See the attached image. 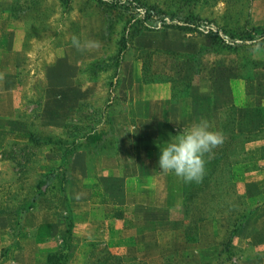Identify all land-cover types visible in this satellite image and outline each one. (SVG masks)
I'll return each mask as SVG.
<instances>
[{"label":"rangeland","instance_id":"rangeland-1","mask_svg":"<svg viewBox=\"0 0 264 264\" xmlns=\"http://www.w3.org/2000/svg\"><path fill=\"white\" fill-rule=\"evenodd\" d=\"M133 1L221 39L99 0H0V264H46L68 209L69 264H264V0ZM203 120L223 139L202 179L159 169Z\"/></svg>","mask_w":264,"mask_h":264},{"label":"clouds","instance_id":"clouds-1","mask_svg":"<svg viewBox=\"0 0 264 264\" xmlns=\"http://www.w3.org/2000/svg\"><path fill=\"white\" fill-rule=\"evenodd\" d=\"M222 134L208 121H198L160 146L159 169L173 172L186 181H199L205 172V153L221 143Z\"/></svg>","mask_w":264,"mask_h":264},{"label":"trees","instance_id":"trees-1","mask_svg":"<svg viewBox=\"0 0 264 264\" xmlns=\"http://www.w3.org/2000/svg\"><path fill=\"white\" fill-rule=\"evenodd\" d=\"M103 3L113 6V7H122L124 10L129 11L135 15H139L141 17V22L143 23H150L152 25L156 26H166L171 28H180L182 26H185L186 28H192L194 30H207L210 35L214 36L215 38L221 39L220 36L217 33H213V29L210 26V22L201 20L199 18H186V19H179L175 15L164 12L154 6L144 7L141 5H137L134 3L133 0H99ZM153 27V28H155ZM263 37V35H260ZM251 39V38H250ZM230 41L232 43H237L238 39L235 36H230ZM230 45V44H229ZM33 137V136H32ZM33 141V139H32ZM51 139H46L45 142H51ZM35 144H41L43 143V140L39 138H35L34 141ZM71 148H67L63 151L62 157L65 158L70 154ZM217 153V151L215 152ZM218 154V153H217ZM219 157V156H218ZM217 158V157H215ZM218 162L209 163L207 166H210L211 168L207 169L206 171V178L205 183L208 179H210L211 175L216 171V169L219 167ZM206 166V164H205ZM205 173V172H204ZM51 172L47 175H43L42 178L51 177ZM37 194H42L44 190L42 188L37 189ZM30 208L31 206L28 205ZM3 212L0 210V215ZM66 219V231L65 235L61 239V245L58 251L54 253H49L46 257V264H69L73 257V251L72 248V230H73V222L71 221V212L68 209L65 215Z\"/></svg>","mask_w":264,"mask_h":264}]
</instances>
